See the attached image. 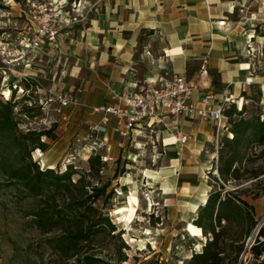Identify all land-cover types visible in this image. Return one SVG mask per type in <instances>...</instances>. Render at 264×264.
Returning a JSON list of instances; mask_svg holds the SVG:
<instances>
[{
    "label": "rangeland",
    "instance_id": "1",
    "mask_svg": "<svg viewBox=\"0 0 264 264\" xmlns=\"http://www.w3.org/2000/svg\"><path fill=\"white\" fill-rule=\"evenodd\" d=\"M133 1L0 0V100L12 99L17 105L21 131L53 129V138L42 139L46 148L32 152L41 168L65 171L72 163L78 172L75 179L86 174L93 183L112 181L109 191L114 188L115 194L109 204V215L117 225L116 233L129 245L126 252L130 264H187L193 251H200L207 238L191 236L186 226L220 183L225 185V193L238 194L253 207L256 224L246 243L248 252L240 261L260 264L264 262V253L256 257L252 246L264 247V235L260 236L264 230V174L250 179L264 170V145L255 141L247 143L241 151L243 161L234 166L240 168L239 172L235 176L232 173L225 182L217 167L221 146L228 136L225 134L219 145L215 144V138L207 140L206 133L213 132L210 123L202 121L200 131L204 133L202 137L197 134V139L186 128L185 133L192 136L186 145L174 142L175 139L167 143L163 135L148 130L120 147L117 136L113 135L112 150L104 152L113 157L112 160L104 162L100 177L89 176V154L80 149L77 138L84 134L88 123L99 120L91 113L92 106L105 98L107 90L99 80L102 77L97 75L95 62L101 59L102 52L113 58L108 48L101 49L115 44L110 30L117 28L114 33H118L119 38L133 33L137 37V52L128 66L136 77L143 80L144 75L170 71V63L163 62L162 57L165 38L158 32L159 28L144 26L146 14L151 10L144 8L155 3L160 15L167 17L177 10L180 0H146V6L143 0ZM253 8H262L264 13V0H259ZM35 15L38 20L59 25V36L56 41L44 42L33 50L27 48L31 37L28 28ZM263 35L264 22H259L246 36L249 57L257 66L261 61L262 68L257 72L262 75ZM149 44L151 47H146ZM63 67L68 70V76L64 83H57ZM54 84L57 89L83 90L79 94L81 103L66 109L68 120L46 103L48 90ZM7 90L11 91L10 97L6 96ZM245 93L247 116L264 113L263 93L259 88L252 87ZM25 105H33L34 113L40 114L30 117L22 113ZM132 196L139 198V206L129 222L114 210L129 205ZM25 207L16 194L0 188V264H57L56 249L41 248L46 236L34 228L30 222L32 216ZM116 243L117 239L102 233L96 238L95 251L109 257Z\"/></svg>",
    "mask_w": 264,
    "mask_h": 264
},
{
    "label": "trees",
    "instance_id": "2",
    "mask_svg": "<svg viewBox=\"0 0 264 264\" xmlns=\"http://www.w3.org/2000/svg\"><path fill=\"white\" fill-rule=\"evenodd\" d=\"M16 107L12 99L0 100V188L16 194L24 207L29 204L24 209L32 216L30 222L46 236L41 248H55L57 264H124L129 258L126 252L129 245L116 233L117 225L109 215V204L115 194L114 188L109 191L112 181L93 183L86 174L75 179L78 172L72 163L65 171L41 168L32 152L46 148L42 139L53 138V129L21 131ZM35 108L25 105L21 111L34 117L40 114L34 113ZM225 115L227 132L233 137L226 133L228 138L221 146L217 170L227 182L232 173L235 176L239 172L240 168L234 166L243 161L241 151L247 143L255 141L264 145V113L248 117L247 103L242 108L232 103ZM103 156L95 152L88 158L89 176L100 177ZM261 174L264 170L250 180L258 179ZM225 191V185L220 183L199 207L193 222L202 227L207 241L200 251H193L187 264H242L241 256L248 252L246 243L256 224L253 207L237 193L233 196ZM102 233L117 239L109 257L95 251L96 238ZM263 235L262 229L260 236ZM252 252L260 258L264 247L253 245Z\"/></svg>",
    "mask_w": 264,
    "mask_h": 264
},
{
    "label": "crops",
    "instance_id": "3",
    "mask_svg": "<svg viewBox=\"0 0 264 264\" xmlns=\"http://www.w3.org/2000/svg\"><path fill=\"white\" fill-rule=\"evenodd\" d=\"M133 2L135 3V0ZM258 2L259 0H180L177 10L167 17L160 15L159 7L155 3L149 8H144V10L151 9L146 14L148 18H145L144 26L159 28L158 32L165 38L162 57L163 62L170 63V71L155 72L151 76L144 75L143 80L136 77L130 69L128 70L129 63L133 62V56L137 52V37L133 33L119 38V34L114 33L117 28L113 26L116 29L110 31L115 44L101 47L103 50L108 48V51H112L113 53H108L113 58L102 52L101 59L95 62L96 70L99 71L97 75L102 77L99 80L107 90L105 98L102 101L97 100L95 105L109 102L110 85L122 91L139 92V88L141 91L149 84H156L160 77L173 74L185 75L196 85L194 100L197 103H202L206 93L212 89L216 93L213 105H218L226 97H231L232 103L242 108L241 99L248 104V98L243 93L256 87L263 93L264 104V75L257 72L262 68L261 61H258V67L254 59L249 57L246 38L249 32L254 31L257 23L264 22L262 8L259 10L253 8ZM143 3L146 6V0H143ZM146 47L151 46L149 44ZM147 53L150 54V51L148 50ZM204 64L206 73L203 72ZM250 77L253 78V83L248 84L246 79ZM97 116L100 120V115ZM200 120L197 117L191 118L184 124V130L190 129L195 139L198 138L197 134L202 137L204 133L203 130L200 131L204 120ZM204 122L210 123L213 128V132L206 133L207 140L215 138L217 144L214 124L211 121ZM114 125L113 120L105 133L111 144L113 135L117 136L113 130ZM146 131L147 128L137 129L131 138L142 136ZM226 133L230 136L227 131L224 135ZM117 138L119 139L118 136ZM162 139L165 142L167 139L176 140L168 132L164 133Z\"/></svg>",
    "mask_w": 264,
    "mask_h": 264
},
{
    "label": "built area",
    "instance_id": "4",
    "mask_svg": "<svg viewBox=\"0 0 264 264\" xmlns=\"http://www.w3.org/2000/svg\"><path fill=\"white\" fill-rule=\"evenodd\" d=\"M30 21L31 26L28 29L31 37L27 48L34 50L40 48L44 42L56 41L59 36V25L38 20L36 15ZM203 72H207L205 64ZM67 76L68 70L63 67L57 83H64ZM246 83H253V78H247ZM55 85L48 90L46 103L68 120L65 111L73 105L80 104L79 94L83 90L57 89ZM109 90L108 103L92 106L91 113L100 115V120L90 122L85 133L77 138L80 149L88 153L89 157L96 152L103 153L105 162L112 160L113 157L104 152L112 150V144L105 133L113 120L115 121L113 130L119 137L120 147L125 146L135 130L142 128H147L158 136L168 132L176 138V143L186 145L192 136L185 133L184 124L186 120L196 117L214 124L218 145L224 133L228 131L225 111L232 104V98L226 97L222 103L213 105L216 93L211 89L204 96L202 103H197L194 100L196 85L185 75H164L156 84H149L139 92L118 90L113 85H110ZM230 137H233L232 133ZM124 264L130 263L126 261Z\"/></svg>",
    "mask_w": 264,
    "mask_h": 264
},
{
    "label": "bare ground",
    "instance_id": "5",
    "mask_svg": "<svg viewBox=\"0 0 264 264\" xmlns=\"http://www.w3.org/2000/svg\"><path fill=\"white\" fill-rule=\"evenodd\" d=\"M11 91L7 90L6 91V96L10 97ZM240 105H244L243 99L240 101ZM172 139H167V143H172ZM130 204L122 207H118L117 209L114 210L115 213L117 214H122L123 218H126L129 222L133 220V218L136 216V213L138 212V206H139V198L137 196H132L130 198ZM207 199H205L204 202H206ZM187 231L190 233L191 236L199 237L203 236V229L202 227L196 225L193 221L188 222L186 226ZM136 239L133 237L132 241H135Z\"/></svg>",
    "mask_w": 264,
    "mask_h": 264
}]
</instances>
